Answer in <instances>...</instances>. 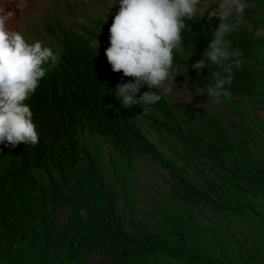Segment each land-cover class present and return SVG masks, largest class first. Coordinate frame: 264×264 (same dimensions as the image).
<instances>
[{
	"label": "trees",
	"instance_id": "1",
	"mask_svg": "<svg viewBox=\"0 0 264 264\" xmlns=\"http://www.w3.org/2000/svg\"><path fill=\"white\" fill-rule=\"evenodd\" d=\"M257 1L264 7V0ZM232 20L237 28L227 39L241 52L237 59L242 67H233V82L226 87L230 95H252L264 83L258 71L264 65V38ZM185 24L190 32L182 30V47L208 46L219 20L194 16ZM61 44L57 65L25 101L32 110L39 142L19 143L10 150L0 144V264H86V254L93 251L101 252L112 264H157L161 256L188 264H229L189 247L178 226L181 217L171 219L172 231L170 226L152 231L140 219L131 223L129 232L123 219L126 207L121 203L127 197L129 180L113 157L112 176H108L90 139L109 143L130 165L138 154L149 156L169 173L173 198L231 211L248 210L246 198L264 195V161L239 137L229 141L213 118L195 121L193 108L181 122L161 93L156 104L123 106L115 89L133 78L113 72L108 61L95 55L77 33L67 34ZM194 62L174 50L173 63L192 67ZM214 71L223 75L222 69L209 66L185 81L205 89ZM148 90L144 85L137 96ZM138 119L175 138L185 163L163 156L145 136ZM192 163L199 166L198 172ZM76 168L80 176L74 180ZM46 169L57 177L37 194L34 171ZM57 202L70 209L63 225L58 222ZM251 259L264 264L257 256Z\"/></svg>",
	"mask_w": 264,
	"mask_h": 264
},
{
	"label": "rangeland",
	"instance_id": "2",
	"mask_svg": "<svg viewBox=\"0 0 264 264\" xmlns=\"http://www.w3.org/2000/svg\"><path fill=\"white\" fill-rule=\"evenodd\" d=\"M214 0H203V6ZM215 5H210L209 10ZM119 9V3L111 6V0H39L37 6L28 12L13 30L22 31L26 42H41L42 46L52 47L61 58V41L67 34L77 33L89 42L95 55L107 61L105 49L109 47V28ZM196 16H200L197 14ZM207 16V11L205 15ZM249 32L257 38H264V7L257 0H247L243 15L234 16ZM183 31L190 32L186 25ZM207 46L181 47L179 53L200 60ZM57 61V63H58ZM57 65V64H56ZM264 79V65L258 69ZM174 83L171 91L161 93L169 103L173 113L183 122L188 110L193 108L197 115L194 120L204 116L213 118L229 141L239 137L245 142L260 161H264V83L252 95H230L216 103L206 94H199L185 79L195 76L197 71L188 65L173 63ZM191 92V99L186 101ZM145 136L152 141L160 153L177 164L185 163L182 147L166 132H159L146 121L138 119ZM93 147L100 155L101 163L108 176H112L111 158L129 180L127 197L121 199L125 205L124 223L129 232L131 223L144 220L152 231L170 226L173 220L181 217V226L186 234L189 247L202 249L208 257L229 264H261L251 259V255L264 259V195L247 199L248 210L231 211L208 203L182 202L171 195L172 179L169 173L145 154L133 158V164L123 162L109 143H102L92 137ZM11 148L8 147V150ZM198 172L199 166L192 163ZM38 192L47 187L57 174L49 169L35 170ZM74 180L80 176L78 168L72 173ZM60 225L69 219L70 209L56 203ZM157 264H188L184 261L161 256ZM86 264H112L108 257L99 251L86 254Z\"/></svg>",
	"mask_w": 264,
	"mask_h": 264
},
{
	"label": "clouds",
	"instance_id": "3",
	"mask_svg": "<svg viewBox=\"0 0 264 264\" xmlns=\"http://www.w3.org/2000/svg\"><path fill=\"white\" fill-rule=\"evenodd\" d=\"M117 2L119 9L109 28L110 45L105 55L113 72L122 71L124 77L133 78L115 89L123 106L153 105L162 99L159 93L171 91L176 76L172 74L174 50L182 47L185 20L197 14L202 18L206 11L208 19L216 17L219 24L203 52L206 59L191 66L198 75L201 69L217 66L223 75L212 72L211 85L195 90L216 103L230 96L226 85L233 82V67H242L237 59L242 54L231 47L227 37L237 28L232 18L243 15L247 0H214L203 7V0H111V6ZM26 3L18 0L16 6L23 10ZM210 5L215 7L209 10ZM12 15L0 5V144L15 148L19 143L39 142L32 110L25 101L46 72L56 66L58 52L39 41L26 42L22 31L9 29L7 21ZM144 85L149 90L137 96ZM190 99L191 92L186 101Z\"/></svg>",
	"mask_w": 264,
	"mask_h": 264
},
{
	"label": "bare ground",
	"instance_id": "4",
	"mask_svg": "<svg viewBox=\"0 0 264 264\" xmlns=\"http://www.w3.org/2000/svg\"><path fill=\"white\" fill-rule=\"evenodd\" d=\"M17 3L18 0H0V5H3L4 12L13 13V15L7 21V27L11 30H13L16 25H19L22 22L23 18L30 10L37 6L39 0H27L26 6L23 10L16 6Z\"/></svg>",
	"mask_w": 264,
	"mask_h": 264
}]
</instances>
